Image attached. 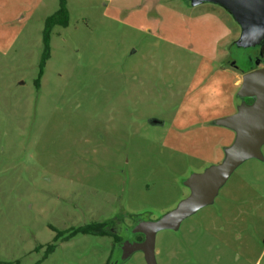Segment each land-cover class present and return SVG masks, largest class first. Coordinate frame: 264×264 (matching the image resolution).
Returning a JSON list of instances; mask_svg holds the SVG:
<instances>
[{
  "label": "rangeland",
  "instance_id": "rangeland-1",
  "mask_svg": "<svg viewBox=\"0 0 264 264\" xmlns=\"http://www.w3.org/2000/svg\"><path fill=\"white\" fill-rule=\"evenodd\" d=\"M179 1L173 7L186 11ZM127 17L92 0L71 2L69 25L51 32L39 87L45 24L14 22L13 42L0 28V264H148L142 251L120 261L111 236H69L116 219L132 239L138 221L174 210L190 195L186 181L220 164L235 141L215 121L253 103L238 95L237 62L264 68L246 50L233 48L230 58L237 21L225 57L199 71L201 56L171 40L167 17L148 31ZM207 75L223 80L219 95L193 85ZM261 153L210 204L156 233V264H264V144Z\"/></svg>",
  "mask_w": 264,
  "mask_h": 264
},
{
  "label": "water",
  "instance_id": "water-1",
  "mask_svg": "<svg viewBox=\"0 0 264 264\" xmlns=\"http://www.w3.org/2000/svg\"><path fill=\"white\" fill-rule=\"evenodd\" d=\"M220 4L228 9L241 27V35L235 45L239 49H255L264 43V0H202ZM236 64V62H235ZM242 99L252 98V104L243 103L236 114L217 119L219 126L236 133L235 141L225 149V158L220 164L209 167L203 173L193 174L186 185L190 195L169 213L157 220H140L129 234H141L142 241L123 242L120 261L134 251H142L148 264H156L155 236L164 229H177L182 220L210 204L219 188L232 172L244 161L262 158L264 144V68L244 73L238 93ZM152 124H163L152 120Z\"/></svg>",
  "mask_w": 264,
  "mask_h": 264
},
{
  "label": "crops",
  "instance_id": "crops-1",
  "mask_svg": "<svg viewBox=\"0 0 264 264\" xmlns=\"http://www.w3.org/2000/svg\"><path fill=\"white\" fill-rule=\"evenodd\" d=\"M74 1L76 0H67L69 12L71 2L73 4ZM92 1L100 3L105 9H111L117 14V18L120 14H123V12L128 13L127 20H129V22L127 23L130 25H139L140 27L138 28L140 30L148 31L152 28L163 29L167 17V20H169L168 23L171 24V28H173L175 32V36H173L175 39L171 40L176 44H180L183 48L201 56L198 68L199 71H201L202 68L214 69L216 64L225 57L227 54V46L230 44V40L234 34V28L236 27L235 18L231 12L220 4L210 1L180 0L179 2L183 4V7H186L185 10L187 12L183 10L184 8L179 9L178 7H173V2L178 0ZM204 4H206L205 9L197 10L199 6ZM58 9L59 0H0V28L2 27L4 29L3 36L8 37V39L11 40L10 42H13V35H16V30L13 26L14 22L24 20V22L27 23L37 19L41 20L40 24L42 25L45 24L46 19ZM166 12L169 14L166 16L163 15V13ZM172 12H174L178 18H173ZM134 13L140 18L139 20H134L136 18V15L133 17ZM179 15L187 19V23L182 21ZM185 40H188L190 44L184 45L182 41L184 42ZM217 66L220 68V71H226L225 67L223 68L221 65ZM233 73L234 87H238L241 85V74L236 71ZM196 79L193 85L205 86L208 83V86L204 88L205 90H203V92L212 91L219 95L221 90L219 89L221 87L220 83L223 81L219 76H216L213 80L208 79V75L207 77H200L198 81H196ZM229 131L230 133H235L232 130Z\"/></svg>",
  "mask_w": 264,
  "mask_h": 264
},
{
  "label": "trees",
  "instance_id": "trees-1",
  "mask_svg": "<svg viewBox=\"0 0 264 264\" xmlns=\"http://www.w3.org/2000/svg\"><path fill=\"white\" fill-rule=\"evenodd\" d=\"M69 21H70V12L68 10L67 7V0H59V9L52 14L51 16H49L46 21H45V27L43 30V43H44V52L42 55V59L39 65V74H38V78L36 80V85L37 87L40 86V80L43 76V72H44V68H45V64L46 61L50 58V35L51 32L53 30V28L55 26H62V27H67L69 25ZM233 48L235 49H239L236 47L235 43L232 44L231 46V54H230V58H233V53L232 50ZM239 50H246L248 51V57L255 58V63L258 62H263L264 61V43L255 48L254 51L256 52L257 56L253 57L252 53H250L251 49H239ZM247 54V53H245ZM237 66L238 68L242 69L244 71V73L251 71L257 67H253L249 70H247L246 68H243L241 66H239V63L237 62ZM122 223V222H121ZM121 228V226L119 225V221H117L116 219L113 220H109L106 221L105 223L101 224V223H93L87 226H83V227H79L73 230L72 234H70L69 237L73 236L76 233H82V234H92V235H100V236H111L114 239L115 244H121L122 242V237L120 236V233H117L116 231L119 230ZM124 228V227H122ZM60 234L58 233L57 236L54 239V242H57L58 239L60 238ZM55 249V245L52 244L49 246V250L53 251ZM109 264H111L109 262Z\"/></svg>",
  "mask_w": 264,
  "mask_h": 264
},
{
  "label": "flooded vegetation",
  "instance_id": "flooded-vegetation-1",
  "mask_svg": "<svg viewBox=\"0 0 264 264\" xmlns=\"http://www.w3.org/2000/svg\"><path fill=\"white\" fill-rule=\"evenodd\" d=\"M230 54H231V52H230ZM119 229V228H118ZM124 229H126V228H120L119 230H117L116 232L117 233H120V236L122 237V242H121V244L123 243V242H125L126 240H128V239H130L129 237H128V235H126V236H123V233H124ZM133 236H132V239H130L131 241H137V242H139V241H141L142 240V238H141V236H143V235H141V234H132Z\"/></svg>",
  "mask_w": 264,
  "mask_h": 264
}]
</instances>
